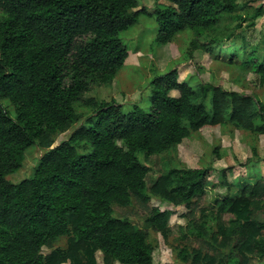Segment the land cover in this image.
Returning <instances> with one entry per match:
<instances>
[{
	"label": "trees",
	"instance_id": "obj_1",
	"mask_svg": "<svg viewBox=\"0 0 264 264\" xmlns=\"http://www.w3.org/2000/svg\"><path fill=\"white\" fill-rule=\"evenodd\" d=\"M171 2L152 13L162 44L186 29L202 34L215 27L243 0ZM138 7V0H0L8 15L0 19V264H101L98 251L103 264H154L147 229L114 215V204L134 202L146 225L164 237L172 208H186L182 215L192 226L179 252L185 263L264 264V180L239 182L238 194L219 200L215 229H207L201 217L209 210L204 198L212 166L171 167L148 184V167L137 155L164 152L227 117L264 131L253 122L256 114L264 120L259 97L209 81L194 86L179 79L177 68L153 79L149 111L135 103L125 112L114 98L86 97L124 65L128 48L120 34L149 13ZM263 14L264 4L253 18ZM217 41L194 39L189 56L200 46L215 52ZM239 50L217 47L232 61ZM253 66L264 83V60ZM34 144L45 152L32 176L8 179ZM230 169L220 171L228 185ZM152 195L167 205H152ZM63 237L66 245L55 247Z\"/></svg>",
	"mask_w": 264,
	"mask_h": 264
},
{
	"label": "rangeland",
	"instance_id": "obj_2",
	"mask_svg": "<svg viewBox=\"0 0 264 264\" xmlns=\"http://www.w3.org/2000/svg\"><path fill=\"white\" fill-rule=\"evenodd\" d=\"M138 2V8L143 7L149 13H142L137 23L120 34L128 48V57L124 65L110 82L94 85L86 97L95 96L99 100L114 98L123 105L125 112L132 110L135 103L149 111L150 96L154 88L153 79L170 69L177 68L179 79L194 86L202 81H209L227 89L259 97L264 102V83L261 82V74L253 66L254 62L264 60V14L253 18L256 8L264 4V0H243L236 11L225 13L215 27L202 34L190 29L183 30L165 44L156 41L158 24L152 13L157 4H171V0ZM7 16L0 8V19ZM213 38L218 40L215 52H208L200 46L192 50V58L189 56L191 42L194 39L204 42ZM218 45L224 49L239 47L238 57L235 56L232 61L226 57L229 56L227 52H217ZM172 94H177V91H173ZM1 101L14 114V106L10 101L7 99ZM207 104L210 106V101ZM77 110L84 115L91 112L89 107L83 106H78ZM253 122L255 126L264 129V120L259 115L256 114ZM70 132L67 130L57 134L54 145L67 138ZM44 152L45 149L37 144L30 146L25 152L23 166L7 175L8 179L18 182L32 176ZM137 155L148 167V184L171 167L212 166L204 198L209 210L201 217L207 229H215L217 223L215 210L219 200L227 195L238 194L239 182L243 179L264 180V131L243 128L230 121L228 117L222 124L204 126L164 152L154 155L138 152ZM228 167L231 168L227 171L229 185L220 176V171ZM150 203L167 205L155 195L151 196ZM172 209L175 213L169 219L167 237L146 225V214L135 202L129 206L114 204V215L128 217L140 227L147 229L148 240L154 247V264H188L180 258L179 252L187 245L185 236L190 235L192 224L182 215L186 211L184 206ZM65 245L66 237H63L55 247ZM44 249L46 252L51 250L46 247ZM102 257V252L98 251L97 259L101 264Z\"/></svg>",
	"mask_w": 264,
	"mask_h": 264
}]
</instances>
